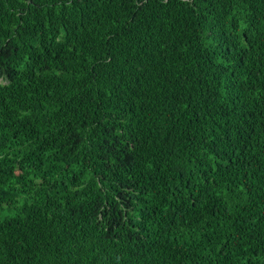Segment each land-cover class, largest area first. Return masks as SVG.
Here are the masks:
<instances>
[{
    "label": "trees",
    "instance_id": "1",
    "mask_svg": "<svg viewBox=\"0 0 264 264\" xmlns=\"http://www.w3.org/2000/svg\"><path fill=\"white\" fill-rule=\"evenodd\" d=\"M0 264H264V0H0Z\"/></svg>",
    "mask_w": 264,
    "mask_h": 264
}]
</instances>
